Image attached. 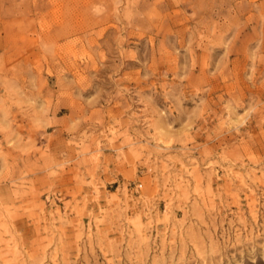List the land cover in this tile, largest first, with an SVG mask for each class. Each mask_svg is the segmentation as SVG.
Here are the masks:
<instances>
[{"label": "rangeland", "instance_id": "374dc122", "mask_svg": "<svg viewBox=\"0 0 264 264\" xmlns=\"http://www.w3.org/2000/svg\"><path fill=\"white\" fill-rule=\"evenodd\" d=\"M0 264H264V0H0Z\"/></svg>", "mask_w": 264, "mask_h": 264}]
</instances>
